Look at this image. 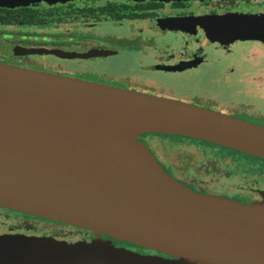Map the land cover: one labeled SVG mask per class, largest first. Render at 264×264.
<instances>
[{"label":"water","instance_id":"95a60500","mask_svg":"<svg viewBox=\"0 0 264 264\" xmlns=\"http://www.w3.org/2000/svg\"><path fill=\"white\" fill-rule=\"evenodd\" d=\"M42 1L60 0H0V7ZM226 20L229 37L264 41V14ZM14 52L79 56L21 46ZM141 134L181 136L264 159L262 125L0 63V207L162 255H143L112 240L21 237L9 241L16 249L1 255L0 264H264V201L246 205L190 189L165 171L138 140Z\"/></svg>","mask_w":264,"mask_h":264},{"label":"flooded vegetation","instance_id":"af4514ba","mask_svg":"<svg viewBox=\"0 0 264 264\" xmlns=\"http://www.w3.org/2000/svg\"><path fill=\"white\" fill-rule=\"evenodd\" d=\"M259 14H264V0H60L15 8L0 7V43H5L4 51L0 52V63L24 67L9 61L51 59L54 61L50 65L60 66L61 72L69 69L75 74L59 75L83 80L82 74L106 75L122 81L132 80L130 82L136 86L152 81L151 86L166 89L168 96L135 85L128 88L96 83L192 105L195 104L184 99L203 97L221 106L264 118V88L258 87L256 82V79H264V41L231 38L232 31L226 22L229 18ZM17 46L75 52L83 57L18 55L14 52ZM160 76L169 82L158 80ZM202 78L218 79H214L209 87H202L198 82ZM185 85L188 91L181 89ZM225 114L262 125L248 118ZM139 139L169 175L198 193L235 199L246 205L264 201L263 176H245L235 181L216 179L214 174L210 175L209 181L190 177L153 152L151 146L154 143L160 145V141L144 140L143 135ZM174 142L181 141L175 139ZM194 143L211 157L207 156L208 161L216 154L221 156L215 158L220 168L223 160L231 164L235 159L238 161L235 165L241 168L243 164L249 165L251 160L264 166V159L211 143ZM169 168L176 173H171ZM231 174L232 177L239 175L235 170H231ZM204 185L212 191L206 190ZM101 236L112 240L117 247L143 255L162 256ZM21 237H49L70 244L97 240L93 231L0 207V256L11 254L16 246L9 241Z\"/></svg>","mask_w":264,"mask_h":264},{"label":"rangeland","instance_id":"374dc122","mask_svg":"<svg viewBox=\"0 0 264 264\" xmlns=\"http://www.w3.org/2000/svg\"><path fill=\"white\" fill-rule=\"evenodd\" d=\"M8 29V28H7ZM6 30V29H4ZM31 30H37V28H31ZM78 37V35H77ZM2 39V37L0 36V40ZM4 41H6V39H3ZM4 45L5 43H0V52L4 51ZM54 61L51 59H40V57L32 60V62H26V61H9L11 64H18L20 66H24V67H28V68H34L36 70L39 71H45V72H49V73H54V74H67V75H75L72 71H69V69L65 72H61L60 70V66L58 65H50V62ZM70 66H72L70 64ZM78 77V75H77ZM80 77H84V80H89L92 82H102V83H107V84H116V85H123L126 87H133L135 85V87L137 88H141V89H145V90H149L153 93L157 92V94L159 95H166L168 96L169 92L166 89H160V88H155L153 86H151L150 84L152 83V81H148L145 83V85L142 86H136V84L130 82L132 80H118V79H114L112 77H107L106 75L103 76H97V75H81ZM159 78V77H157ZM215 80L218 78H214ZM214 79H200L198 82L202 85V87H209L212 82L214 81ZM164 82H169V81H165L167 80L164 77H161L158 79ZM169 80V79H168ZM257 82V86L264 88V79H256ZM155 85V84H154ZM204 85V86H203ZM207 85V86H206ZM187 85H185L184 87H182L181 89L183 91H188L187 90ZM173 96V95H172ZM184 100H188V102H192L195 105H199L202 107H205L207 109H212L214 111L217 112H222V113H229V114H233V115H237L240 117H244V118H248L254 122H259L260 124L264 125V118H262L260 115L258 114H247V113H242L243 111L235 110L233 108H228V107H224L223 105L221 106L218 102H210L207 101L206 98H196V99H184ZM243 110V109H241ZM144 137V140H153V141H157L159 142L160 145H156V143H154L151 148L153 150L154 153H157L158 155L162 156L167 163L175 166L176 168H179L180 172L183 174H186L190 177H197L200 178L202 180H206L209 181L210 180V175L214 174L217 177H215L216 179H227V180H238L241 179L245 176H263L264 177V166H260L261 163L259 161L256 160H251L250 164L246 166V164H243V168L240 167V165H235V163H237L238 161L233 160V162L231 164L226 163L225 160L223 167L220 168V165L218 163L219 166L216 165V161L215 158H220L221 156L219 155H214L213 159H211V161H208L209 158H211L210 156L206 155V153L204 152V150L202 148H200L199 146L195 145L194 141H198V142H204V141H199V140H195V139H189V138H185V137H181V136H176L178 138H172L175 137L174 135H166V136H154L155 134H141L140 136ZM151 135V136H148ZM162 135V134H159ZM138 136V140L139 137ZM168 136V137H167ZM179 138H183V139H179ZM180 140L181 142L175 143L174 140ZM172 140V141H171ZM141 141V140H140ZM142 142V141H141ZM143 143V142H142ZM204 143H208V142H204ZM143 145L148 149V151L151 153L150 149L143 143ZM159 146H161L159 148ZM212 153V152H211ZM235 154V153H234ZM232 155V154H231ZM189 156V158H188ZM209 158H208V157ZM234 156H238V155H234ZM207 159H206V158ZM240 158V157H239ZM245 159H249L247 157H243ZM222 159V158H221ZM160 163V161H158ZM247 163V162H246ZM168 169V168H167ZM231 170H235L239 173V175L233 176L232 174L229 175V172ZM166 171V170H165ZM169 171L171 173L175 172L173 169L169 168ZM167 172V171H166ZM176 173V172H175ZM232 177V178H231ZM207 186V185H206ZM206 190L212 191L208 188L205 187V185L203 186ZM205 195H210V196H214V197H219V198H224L221 196H217V195H212V194H205ZM227 199V198H224ZM227 200H233L236 201L235 199H227ZM238 202V201H236ZM239 203V202H238ZM263 203V201L260 202H256L254 204H260ZM97 239H101V240H105L104 237L96 234ZM108 239H106L107 241Z\"/></svg>","mask_w":264,"mask_h":264},{"label":"trees","instance_id":"16d2710c","mask_svg":"<svg viewBox=\"0 0 264 264\" xmlns=\"http://www.w3.org/2000/svg\"><path fill=\"white\" fill-rule=\"evenodd\" d=\"M155 135H157V134H155ZM228 149V148H227ZM239 152V151H238Z\"/></svg>","mask_w":264,"mask_h":264}]
</instances>
